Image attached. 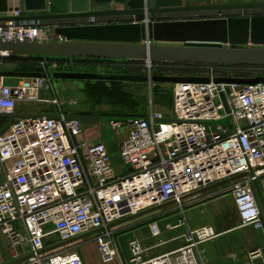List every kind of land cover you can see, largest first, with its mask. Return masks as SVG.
I'll use <instances>...</instances> for the list:
<instances>
[{
  "label": "built area",
  "instance_id": "built-area-1",
  "mask_svg": "<svg viewBox=\"0 0 264 264\" xmlns=\"http://www.w3.org/2000/svg\"><path fill=\"white\" fill-rule=\"evenodd\" d=\"M230 16L236 15L223 12L216 17ZM193 19L201 17L196 13ZM34 22L0 23V40H47V30ZM41 64L40 77H15V82L7 83L0 75V112H16L21 102L39 101L61 109V118L15 119L0 135V171L5 172L0 183V231L11 247L27 249L29 264H84L75 249L47 253L45 239L57 235L68 241L98 229L104 231L96 234L95 242L103 259L112 261L117 253L111 224L172 201L183 210L184 197L224 180L231 181L242 223L264 227L254 195V184L264 175V83L218 82L216 77L230 75L211 70L208 82L172 84L171 117L151 109L147 117L110 121L116 131H129L118 150L130 172L118 175L106 143L78 141L84 124L65 118L57 97L41 98L43 89H53L52 74L46 63ZM146 64L151 74L152 62ZM228 116L236 124L231 134L228 126L210 123ZM151 228L154 235L160 233L155 223ZM217 235L211 225L190 228L182 236V246L148 260L141 242L132 239L128 264H205L200 246ZM250 255L253 259L262 251Z\"/></svg>",
  "mask_w": 264,
  "mask_h": 264
},
{
  "label": "water",
  "instance_id": "water-1",
  "mask_svg": "<svg viewBox=\"0 0 264 264\" xmlns=\"http://www.w3.org/2000/svg\"><path fill=\"white\" fill-rule=\"evenodd\" d=\"M0 0V21L31 20L49 22L58 39L0 40V54L62 56L144 60L203 65H264V14L249 15L251 9H264V2L190 5L184 0ZM123 4V7H117ZM21 9L19 15L13 10ZM241 9L245 14L201 19H167L172 13ZM128 17L126 22L101 21L104 18ZM150 40L148 43L147 41ZM4 77H40L39 71L0 70ZM54 78L108 80L121 82H208L209 77L181 75H147L130 73L102 74L83 71H56ZM218 82L264 83V75L254 77L219 76ZM225 110L229 111L224 94ZM83 124L100 121L127 122L137 117L65 114ZM30 117L61 118L59 113L0 112L9 119L0 129L5 132L15 119ZM236 130L230 116L211 124ZM214 186V185H212ZM96 230L83 235H90ZM61 242L55 247L62 246Z\"/></svg>",
  "mask_w": 264,
  "mask_h": 264
},
{
  "label": "crops",
  "instance_id": "crops-1",
  "mask_svg": "<svg viewBox=\"0 0 264 264\" xmlns=\"http://www.w3.org/2000/svg\"><path fill=\"white\" fill-rule=\"evenodd\" d=\"M185 3L190 5H211V4H224V3H242V2H264V0H184ZM17 2V0L15 1ZM117 7L122 8L123 4H117ZM261 10V9H259ZM231 12L230 10L224 11V13ZM199 14L201 18L204 17H216L217 11L206 10L197 12H181L172 13L167 16V19H193L195 15ZM125 17H112L104 18L101 21H112V22H126L128 21ZM5 21H0V23ZM34 22V21H32ZM35 23V22H34ZM47 31V40L58 39L57 35L52 33V26L49 22H38ZM57 56H47L40 60L46 63L47 70L52 69L47 63L46 59H53ZM84 59V58H82ZM94 60H108L110 66L114 67L117 64L121 65L125 59H102L93 58ZM109 64V63H108ZM14 65H5L0 63V70H13ZM112 69V68H111ZM116 69V68H115ZM112 70H108L109 73H113ZM62 70V69H60ZM64 70V69H63ZM121 68H118L119 72ZM53 70H51L52 73ZM116 71V70H115ZM114 71V72H115ZM121 72V71H120ZM177 75V74H174ZM208 75V74H207ZM210 75V74H209ZM231 76V75H230ZM206 77V76H204ZM15 82V77L6 79V82ZM89 81H85L78 85L79 90L83 93L84 105L81 106L82 110H76L77 108L64 109L62 110L66 114H88V115H110V116H129V117H147L154 109V105L159 106L170 105L171 111H173V83H160V82H145L140 84L147 86L148 98L146 100L145 107L143 108L140 116H133L127 114H118L116 110L110 107L108 104H91L84 93V90L89 85ZM62 84V82H60ZM76 84V83H74ZM136 83H126L124 85H130ZM47 91H55L54 83L53 89H43ZM125 91H128L125 89ZM42 92V91H41ZM40 92V93H41ZM41 96V94H40ZM53 97L63 98L58 94L52 97H42V99H52ZM139 98H144L139 94ZM43 102L45 107L37 109L35 112L44 113H59L60 108L51 104V102ZM62 102V101H61ZM27 104V102H21L20 104ZM74 101V105L78 104ZM18 105V106H19ZM150 105V106H149ZM63 106V105H62ZM80 106V105H79ZM78 106V107H79ZM149 106V110H147ZM56 107V108H55ZM83 108L87 110H83ZM18 109V108H17ZM80 109V108H78ZM160 111V110H155ZM16 112H29L27 110H16ZM34 112V113H35ZM161 112V111H160ZM163 113V112H161ZM167 117V116H166ZM10 120L0 118V129L9 123ZM243 123V122H242ZM241 124V122H240ZM94 125V124H93ZM88 126V125H87ZM227 126L231 127V123L227 122ZM94 128V129H93ZM93 128H88L87 132L79 137L78 141H103L106 143L109 149V153L112 156V166L118 175H126L130 172L119 155V144L124 137L119 139V143L111 144L110 137H102L98 130L112 131L115 130L113 125L105 123L96 124ZM129 132L128 129H125ZM0 175L5 178L4 170L0 171ZM4 180V179H3ZM3 182V181H2ZM1 183V182H0ZM214 185V186H212ZM207 188H204L195 194L186 196L182 200V207L177 202H168L160 206H155L140 212L137 215L129 216L123 219L121 222L111 224L108 228L111 231V237L114 235L119 239L116 243L115 239L112 238L115 249L116 257L112 261H105L99 251V248L95 242V236L97 233H102L104 229H98L95 233L84 236H77L68 241H65L67 246L60 249L54 247L61 242L55 238V235L48 236L46 242V252L52 253L57 250L64 249H75L81 256L84 264H128L129 258L131 257V251L129 248V242L132 239H137L141 242L145 252L143 258L146 260L155 257L157 255L171 252L178 249L184 244L183 234L190 228H196L203 225H211L214 227L218 235L201 244L200 251L201 256L205 260V264H264V227L257 229L253 225H244L236 207L234 195L231 191V181L224 180L215 184H212ZM254 195L257 203L262 212V218L264 221V175H262L258 181L254 184ZM155 223L157 228L160 230L158 235H154L151 224ZM20 227V224L16 225ZM48 225L46 228H49ZM85 234V233H84ZM83 235V234H81ZM50 238V239H49ZM52 238V239H51ZM63 246V245H62ZM57 248V247H56ZM261 249L262 255L255 258H251L250 253ZM124 250V251H123ZM29 253L25 247L16 246L11 247L7 237L0 231V264H29L28 262Z\"/></svg>",
  "mask_w": 264,
  "mask_h": 264
},
{
  "label": "trees",
  "instance_id": "trees-1",
  "mask_svg": "<svg viewBox=\"0 0 264 264\" xmlns=\"http://www.w3.org/2000/svg\"><path fill=\"white\" fill-rule=\"evenodd\" d=\"M43 57L47 56L20 55L10 53L8 57L0 56V63L5 65H14V71H39L44 73V67L40 63V60L43 59ZM56 58H73L76 62L75 65L97 66L104 64L108 65V63L110 65L108 60L96 61L90 57L82 59L57 56ZM145 62L146 61L144 60H127L121 65H116V67L121 68V72L119 71L117 73L142 74V69L145 67ZM211 70L219 75H231L235 77H254L257 75H264V65L228 66L157 61H152L151 75L177 74L181 76L189 75L207 77ZM89 82L92 83H89V85L84 90V93L87 100L91 104H108L110 107L115 109L116 113L118 114L140 116V113H142L146 104V100L139 99L138 97L132 95V93L129 91H127V93L124 90V82L108 80H94Z\"/></svg>",
  "mask_w": 264,
  "mask_h": 264
},
{
  "label": "rangeland",
  "instance_id": "rangeland-1",
  "mask_svg": "<svg viewBox=\"0 0 264 264\" xmlns=\"http://www.w3.org/2000/svg\"><path fill=\"white\" fill-rule=\"evenodd\" d=\"M230 11L231 12H228V14L229 13H233L236 16H241V15L245 14L241 9H239V10H230ZM247 14H249V15L264 14V9H261V10H259V9H251V10H249L247 12ZM46 61L52 68V69L49 70V73H50V75L52 74V81L54 83L55 91L52 92L50 90L49 91H47V90L43 91L42 90V92L40 94H41L42 97H52L55 94L56 95L58 94L59 96L62 95L63 98H58V99L63 102L62 108H64V109H71V106H72V108H77L76 110H82L81 106L84 105V102L83 101L79 102V100H83V93H82L81 90H79L78 85H81L80 83L85 82V81L87 82V81H94V80L58 79V78H54L53 77V73L54 72L62 71L64 69L66 71H76V72L77 71H83V72L85 71V72H95V73H102V74H110L108 72V70H112L114 68H116V69L118 68L116 66L115 67H111L109 64L108 65H106V64L97 65V66L96 65L95 66L75 65L76 62H75V60L73 58H66V59L65 58H53V59H46ZM53 69H54V71H52V73H51V70H53ZM60 69H62V70H60ZM114 71H113V73H117L118 72L117 70L115 72ZM147 73H148V68H147V64L145 62V67H143V69H142V74L143 75H147ZM7 79H8V77H7ZM60 82H62V84H60ZM7 83H9V82L7 81ZM74 83H76V84H74ZM126 83H136V84H130V85H125L124 86L125 89H127L129 92L132 93V95H134V96L139 98V94H140L142 97H144V98H139V99H145V98L147 99L148 98V90L149 89L147 88V86H145V85L142 86L140 84V82H124L123 84H126ZM74 101L78 104V106L79 105L80 106L78 107V106L74 105ZM149 106L147 107L148 108L147 110H149ZM44 107H45V105H44L43 102H27V104H25V103L24 104H20L18 106L17 110H27L29 112L34 113L37 109H41V108L43 109ZM78 108H80V109H78ZM154 109L155 110H160L167 117H171L172 116V111H171L170 105H166L165 104L163 106H159L158 104L157 105L155 104L154 105ZM83 110H87V109L83 108ZM7 120H9V119H7ZM100 123H102V124H105V123L110 124V121H100L98 123H95L94 125L93 124H84L83 129H82V134H80V135L82 136L84 134V132L85 133L87 132L88 128H93L96 124L100 125ZM212 127L214 128V126H212ZM98 133L104 138H107L108 136L109 137L111 136L110 137V141H109V142H111V144H116L117 142L119 143V139H121L123 137L126 139V138H128V135H129V132H126V130L123 129V128L119 129L118 131H116V130H112V131H106V130H102L101 131V130H98L96 132V134L98 135ZM105 136H107V137H105ZM3 179H4L3 176L0 175V182H2ZM119 222H121V221H119ZM55 238L58 239V236L55 235ZM112 238H114L116 243H118V241H119L118 238L119 237L117 238V236L114 235ZM65 246H67V244H64L63 246H59V247H57L55 249H60L62 247L64 248ZM57 251H59V250H57Z\"/></svg>",
  "mask_w": 264,
  "mask_h": 264
}]
</instances>
